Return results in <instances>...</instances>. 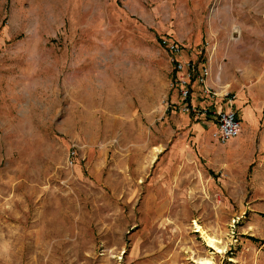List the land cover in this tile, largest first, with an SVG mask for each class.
Listing matches in <instances>:
<instances>
[{"label":"rangeland","instance_id":"1","mask_svg":"<svg viewBox=\"0 0 264 264\" xmlns=\"http://www.w3.org/2000/svg\"><path fill=\"white\" fill-rule=\"evenodd\" d=\"M211 21L250 90L233 159L161 43ZM207 260L264 264V0H0V264Z\"/></svg>","mask_w":264,"mask_h":264},{"label":"crops","instance_id":"2","mask_svg":"<svg viewBox=\"0 0 264 264\" xmlns=\"http://www.w3.org/2000/svg\"><path fill=\"white\" fill-rule=\"evenodd\" d=\"M215 23V21L209 22L206 32L199 27L197 30L189 32L187 37L183 39L179 38L174 31V38L183 42L180 59L194 62L199 73L203 68L208 67L210 75L207 79V85L219 93L217 97L206 95L198 82H195L193 84L192 104L196 107L208 108L212 113L209 116L210 120L214 122L215 115L228 108V100L224 94L229 92L231 97H235L234 108L242 125L243 122L249 121L251 110L249 107H244L243 104L248 92L250 94V90L247 91L245 87L247 78L246 76H237L239 71L244 68L241 67L238 42L232 40L230 35L218 33V30L215 29ZM201 58L205 59L202 63H200ZM175 110H178V108ZM186 119L190 120L189 117H186ZM189 125L190 123H188ZM192 128L195 130L202 129L199 124H194ZM206 133L203 131L202 137L209 139V133ZM242 139L240 134L239 137L226 143L225 152L230 159L241 152L240 148L242 146L237 149H234L233 146L239 145Z\"/></svg>","mask_w":264,"mask_h":264},{"label":"built area","instance_id":"3","mask_svg":"<svg viewBox=\"0 0 264 264\" xmlns=\"http://www.w3.org/2000/svg\"><path fill=\"white\" fill-rule=\"evenodd\" d=\"M163 44L168 48L174 68L179 73V77L172 82V88L176 89L180 100L177 104L180 107L179 109L182 113L187 115L196 114L197 116H207L209 109L200 111L198 107L190 102V97L192 95L194 82H198L204 94L211 97L218 96L219 93L207 85L210 69L205 67L199 73L194 62L183 61L180 59L181 50L183 48L182 45L173 43L170 40H165ZM193 78H195L194 81ZM224 96L228 100V108L217 113L215 115V121H211L212 126H214L215 129L213 138L221 144H226L231 139L239 137L242 131L241 122L234 108L235 97H231L229 92L224 94ZM174 105L176 104H173V106Z\"/></svg>","mask_w":264,"mask_h":264},{"label":"trees","instance_id":"4","mask_svg":"<svg viewBox=\"0 0 264 264\" xmlns=\"http://www.w3.org/2000/svg\"><path fill=\"white\" fill-rule=\"evenodd\" d=\"M166 38H161V43H162V45H163V42L165 41V40H170L171 42H173V43H176V44H178V45H181V43L179 42V41H177L175 38H172L171 36H169V35H167V36H165ZM167 50H168V48L166 47V46H164ZM170 53V52H169ZM203 61H205V59H203V58H201L200 59V63H202ZM179 77V73L175 70L174 71V74H173V78H172V82H174L177 78ZM195 80V78H193V81ZM195 83V82H194ZM193 84V83H192ZM173 90L175 91V93L177 94V96H178V93H177V91H176V89L175 88H173ZM192 94H193V90H192ZM190 102L192 103V95H191V97H190ZM190 116H193V114H189Z\"/></svg>","mask_w":264,"mask_h":264},{"label":"bare ground","instance_id":"5","mask_svg":"<svg viewBox=\"0 0 264 264\" xmlns=\"http://www.w3.org/2000/svg\"><path fill=\"white\" fill-rule=\"evenodd\" d=\"M161 152L160 148H157L154 150V156H153V161L156 160L158 154ZM208 245L210 248H212L213 250L217 251V252H222L223 249L219 246V244L217 243V241L214 238H210L208 239ZM204 263L206 264H210L211 262H209L208 260L205 261Z\"/></svg>","mask_w":264,"mask_h":264}]
</instances>
